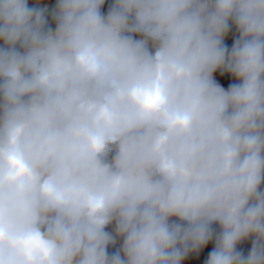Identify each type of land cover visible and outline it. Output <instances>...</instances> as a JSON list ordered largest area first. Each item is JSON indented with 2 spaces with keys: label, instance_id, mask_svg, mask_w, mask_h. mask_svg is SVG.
<instances>
[{
  "label": "clouds",
  "instance_id": "9594fccd",
  "mask_svg": "<svg viewBox=\"0 0 264 264\" xmlns=\"http://www.w3.org/2000/svg\"><path fill=\"white\" fill-rule=\"evenodd\" d=\"M104 4L0 0V264H264V0Z\"/></svg>",
  "mask_w": 264,
  "mask_h": 264
},
{
  "label": "water",
  "instance_id": "95a60500",
  "mask_svg": "<svg viewBox=\"0 0 264 264\" xmlns=\"http://www.w3.org/2000/svg\"><path fill=\"white\" fill-rule=\"evenodd\" d=\"M29 4H33L34 0H28ZM111 2V0H105V4L101 6V11L104 12L106 11L109 3ZM44 4L48 5V8L51 9V7L53 6L54 3L50 4L48 1L46 0H40V6H43ZM54 26V25H53ZM235 32L234 29L230 28L228 34L225 36V44L228 45L230 47L231 45V41L234 38ZM214 77L216 78V80L223 86L227 87V85L229 83H233L234 78H232L231 76H229L227 73L221 74L218 71L214 73ZM111 225L106 226L107 230H111ZM251 240H247L244 242H241L240 245H238V247L242 248L245 252L247 250V248L250 246ZM118 246V243L117 245ZM116 246H109L108 250L109 251H114ZM211 247V242H209L208 245L205 246L204 249H201L200 252L198 253H190L187 257H185L182 260V264H202V260L204 258V255L206 254L207 250H209ZM199 258V260L197 259Z\"/></svg>",
  "mask_w": 264,
  "mask_h": 264
},
{
  "label": "flooded vegetation",
  "instance_id": "af4514ba",
  "mask_svg": "<svg viewBox=\"0 0 264 264\" xmlns=\"http://www.w3.org/2000/svg\"><path fill=\"white\" fill-rule=\"evenodd\" d=\"M47 1V0H46ZM50 4L54 3V2H49ZM31 6V4H29ZM50 10V9H49ZM50 24H52L51 20L49 21Z\"/></svg>",
  "mask_w": 264,
  "mask_h": 264
},
{
  "label": "trees",
  "instance_id": "16d2710c",
  "mask_svg": "<svg viewBox=\"0 0 264 264\" xmlns=\"http://www.w3.org/2000/svg\"><path fill=\"white\" fill-rule=\"evenodd\" d=\"M48 2H54V0H47Z\"/></svg>",
  "mask_w": 264,
  "mask_h": 264
}]
</instances>
